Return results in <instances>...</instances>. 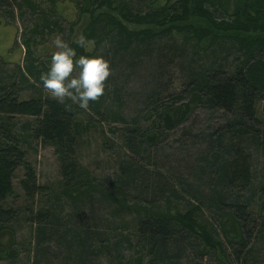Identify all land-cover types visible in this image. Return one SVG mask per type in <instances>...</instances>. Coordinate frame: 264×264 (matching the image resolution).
Wrapping results in <instances>:
<instances>
[{"label":"rangeland","instance_id":"374dc122","mask_svg":"<svg viewBox=\"0 0 264 264\" xmlns=\"http://www.w3.org/2000/svg\"><path fill=\"white\" fill-rule=\"evenodd\" d=\"M125 1L132 12L138 13L154 5L153 0ZM79 3V0H54L50 5L49 0H6L0 6V82L13 81L19 89V98L51 97L43 88L40 75L50 68L57 35L76 51V59L105 51V40L97 48L89 38H86L85 47L75 42L81 34L84 36L88 21L87 13H78ZM91 9L94 14L104 10L95 6ZM186 37L187 33L171 31L130 48H115V55L111 54L110 47L107 49L112 74L106 81L100 111L105 112L103 107L109 106L111 111L121 114L123 120H103L102 113L80 109L76 117L79 133L74 158L86 175L71 185H62L64 179L60 176L53 145L25 131L26 138L21 143L24 159L33 169L41 189L33 202L28 200L18 185L23 167L14 170L12 192L4 205L16 208L17 217L9 228L10 233L0 234V264H219L215 256L217 249L201 251L193 245L197 242L191 240L158 258L146 250L139 252L129 222L131 214L126 207L132 204L128 197L136 194L125 193V206L109 200L108 194V190H115L112 183L116 178V166L128 153L123 141L126 130L140 131L149 127L156 128L158 138L135 158L151 176L145 182L151 193L144 191L136 195L142 200L171 211H182L199 201L204 209L200 218L209 223L216 221L215 210L206 208L213 181L208 176L209 171L203 169L210 165L207 155L217 149L222 150L221 155L225 154L223 159L226 160L231 153L238 154L237 159L242 157L249 166L251 183L264 179L263 101L259 98L254 104L259 124L248 123L241 132L233 131L234 134L217 138L215 131L231 119V114L209 106L203 93L191 82L195 72L203 73L207 69L229 73L240 62V53L230 42L219 44L212 54L208 51L195 53L192 40ZM26 40L30 55L26 54ZM25 63H31L34 71L33 77L27 75L23 80L18 75L17 64L23 66ZM112 89L115 97L109 95ZM185 102L188 110L178 125L162 129L153 124L154 108L163 103ZM29 119L12 117L13 130ZM231 183H227V187L224 180L219 184L222 196L245 198L251 192L238 182ZM154 185L162 191L151 190ZM258 200L255 195L248 207L254 215L259 209ZM38 206L50 208L55 218L35 245L34 226L28 221V214L31 208ZM225 246L224 243L221 251L224 257L226 254L232 257V249ZM244 250V259L227 257L221 264H264V231ZM139 255L142 259L137 263Z\"/></svg>","mask_w":264,"mask_h":264},{"label":"trees","instance_id":"16d2710c","mask_svg":"<svg viewBox=\"0 0 264 264\" xmlns=\"http://www.w3.org/2000/svg\"><path fill=\"white\" fill-rule=\"evenodd\" d=\"M53 1L49 0L50 5ZM79 1L78 13L88 14L84 37L92 39L96 48L103 40L107 41L105 51L99 54L105 59H109V47L111 54L115 55V48H130L133 44L171 31L187 33L186 38L192 40L191 46L195 53L208 51L212 54L219 44L230 42V46L240 53V62L227 74L221 70L216 72L217 69L195 72L191 82L195 83L193 86L198 88V92L203 93L204 101L209 106L231 114V119L215 131L217 138L224 137V134L231 135L233 131L241 132L248 123L259 124L254 104L260 98L264 113V0H153L154 5L143 13L132 12L125 0ZM3 2L6 0H0V6ZM114 2L116 4L113 5ZM93 6L103 7L104 10L94 14L91 9ZM24 45L26 54L30 55L29 41H24ZM17 68L23 80H26L27 75L33 77L34 66L31 63L23 66L17 64ZM18 93L19 89L13 81L0 82V234L9 232L17 217L16 208L4 205L6 197L12 192L14 170L18 166L23 167L18 185L28 200L33 202L41 189L36 183L33 169L24 159L21 143L25 141V131L31 137L53 145L60 176L64 179L62 185H71L77 178L86 175L74 158L79 133L76 117L81 108L68 99L61 104L48 96L21 99ZM115 94L112 89L109 95L115 97ZM103 96L98 102L90 101L88 110L98 115L102 113L103 120L122 121L121 114L111 111L109 106L103 107L105 112L100 111ZM187 110V102L163 103L153 109V124L156 123L162 129H170L183 120ZM14 116L31 119L24 120L20 127L13 130L10 120ZM157 138L155 127L140 131L126 130L123 141L128 153L116 166V178L112 183L115 190H108L109 200L125 206V193H151L145 184L151 176L135 158L139 157L141 150L155 144ZM262 139L264 145V133ZM221 153L220 149L209 153L210 165L203 169L209 171L208 176L213 181L206 200L208 203L204 205L207 210H215L216 221L209 223L200 218L203 208L199 201L182 211H171L168 207L162 208L136 195L128 197L127 200L132 204L126 207L131 214L129 222L139 252L146 250L158 258L167 255L175 246L191 240L197 242L193 245L200 247L201 251L217 249L215 256L219 264L231 257L228 254L224 257V243L232 249V257L245 258L242 251L258 233L264 231V179L251 183L247 162L242 157L237 159L236 153H231L229 160L223 159L225 154ZM223 180L225 187L229 182H238L244 189H251V192L245 198L236 195L224 197L219 185ZM152 189L158 193L162 191V188L155 185ZM255 195L259 198L256 215L248 208ZM54 218L53 211L46 206L29 210L28 221L34 226L35 245L40 242L44 230L51 227L49 225ZM128 241L126 238L125 242ZM141 259L139 255L136 262L139 263Z\"/></svg>","mask_w":264,"mask_h":264},{"label":"clouds","instance_id":"9594fccd","mask_svg":"<svg viewBox=\"0 0 264 264\" xmlns=\"http://www.w3.org/2000/svg\"><path fill=\"white\" fill-rule=\"evenodd\" d=\"M85 47L86 38L81 34L75 41ZM56 51L51 55V65L40 75L43 88L59 103L66 99L87 110L89 102H98L104 95L106 81L112 74L109 61L103 55L76 59V51L57 35L53 41Z\"/></svg>","mask_w":264,"mask_h":264}]
</instances>
